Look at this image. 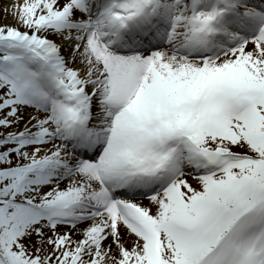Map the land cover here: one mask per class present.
<instances>
[{
  "label": "snow or ice",
  "instance_id": "obj_1",
  "mask_svg": "<svg viewBox=\"0 0 264 264\" xmlns=\"http://www.w3.org/2000/svg\"><path fill=\"white\" fill-rule=\"evenodd\" d=\"M5 11L0 264H264V3Z\"/></svg>",
  "mask_w": 264,
  "mask_h": 264
},
{
  "label": "bare ground",
  "instance_id": "obj_2",
  "mask_svg": "<svg viewBox=\"0 0 264 264\" xmlns=\"http://www.w3.org/2000/svg\"><path fill=\"white\" fill-rule=\"evenodd\" d=\"M13 3V0H0V24H14V21L10 19L9 21H4L3 17L4 14H7L5 9L9 8V6ZM59 42V41H58ZM65 52H67V49H65ZM22 126V125H21ZM134 199H137L138 201L147 204V200L143 197H134ZM65 229H61V231H64Z\"/></svg>",
  "mask_w": 264,
  "mask_h": 264
},
{
  "label": "rangeland",
  "instance_id": "obj_3",
  "mask_svg": "<svg viewBox=\"0 0 264 264\" xmlns=\"http://www.w3.org/2000/svg\"><path fill=\"white\" fill-rule=\"evenodd\" d=\"M10 19H12L14 21V19L12 18L11 15L4 14V17H3L4 21H9ZM14 23H15V21H14ZM62 230H63V228H62Z\"/></svg>",
  "mask_w": 264,
  "mask_h": 264
}]
</instances>
